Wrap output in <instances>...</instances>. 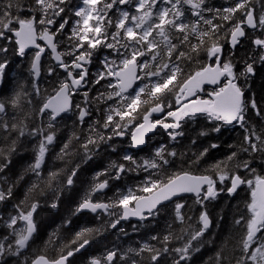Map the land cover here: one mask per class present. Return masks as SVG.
Masks as SVG:
<instances>
[{
    "label": "trees",
    "instance_id": "obj_1",
    "mask_svg": "<svg viewBox=\"0 0 264 264\" xmlns=\"http://www.w3.org/2000/svg\"><path fill=\"white\" fill-rule=\"evenodd\" d=\"M9 2L12 4L10 12L15 17H34L37 22L41 18L53 21L51 24L37 23L35 28L39 34L49 31L50 35L56 36L66 64L71 65L74 57L86 49L91 55L86 57V67L89 71L87 84L75 95L74 110L58 120H53L49 113L41 114L40 108L56 93L60 84L68 79L67 72L58 67L52 55L47 52L41 61V77L36 80L32 67L37 51L26 52L20 56L13 33L6 32L5 37L0 38V48L8 49L7 52L0 53V63H6L1 74L0 103L5 105V111L0 113V125H8L7 131L0 127V191L6 194L5 199L0 200V244L5 247L4 254L0 256V264H32L39 256L52 261L66 256L69 251L73 253L69 264H93V261H99L100 264H174L180 255L174 249L183 248L189 242L188 256L181 260L180 264H252L250 260H245L247 254L243 249L246 225L251 216L248 205L251 203L252 188L244 184L233 196H229L227 190L234 175L252 180L253 183L257 177L264 178V61L260 60L262 49L253 43L257 38L264 39V28L258 27L254 32H247L246 40L235 51L230 49V39L234 25L246 20V11L251 10L258 22L260 16L264 15V0H247L245 8L238 9L234 14L225 13L223 9L235 7L238 0H203L200 17L193 15L190 6L181 0L179 7L184 15L180 20L190 25L199 22L198 31L211 28V25L205 23L207 20L219 27L211 32L210 37L204 38V43L198 45L194 34L190 35L187 41H183L181 37L185 35L184 32H170L169 37L176 45L170 58L164 57L161 38L155 31L152 33L149 40H157V51H160L161 55L157 56L156 61L151 60L153 53L149 51L137 56L136 61L139 64L148 63V67L141 68L138 86L140 88L148 84L150 87L160 79L158 76L147 74L159 67L162 57L169 63V67L173 63L178 64L181 72L177 73L176 80L169 86V90L158 93L159 102L164 105L167 113L177 110L176 86L182 85L184 80L197 71L215 64V58L208 53L211 44H216L222 49V65L227 62L233 66L237 77L235 83L242 88L244 101L248 106L243 127L239 123L225 124L223 121L211 120L206 114L195 115V118L186 117L178 129L183 131V136L172 140L168 135L172 130L161 128L148 140L147 147L140 151L131 148L132 133L142 123L146 110L158 102L148 98V88L140 94V100L147 99L148 103L140 104L138 111L132 113L134 119L126 118L120 121L121 127L118 131L123 133L122 138L114 134L112 127L119 121V117H114L107 128L103 127L106 116L113 107L120 106L123 110L129 103L128 100L114 95L111 99L108 98L117 88L109 87L115 83V79L114 76L107 75L108 68L105 65L115 71L117 66L122 67L123 59L130 58L132 49L126 47L129 41L124 39V31L117 28V22L122 18L121 13L127 11L129 20L125 27L132 23L131 17L139 15L136 12L137 0H127L125 4L116 0L110 9L104 5L111 0H97L96 9L105 16L102 32L96 37L101 42L95 48H90L87 41H84V46L79 49L75 47L79 41L73 35V30L80 35L84 34L83 16L75 15L84 5L83 0H64L62 4L56 0L64 9L59 15H53L52 9L48 10L47 15L42 14L35 0H0V10ZM162 6L169 5L156 4L153 17L145 27L156 19ZM224 15H229L230 19L223 20ZM65 21L67 22L64 23ZM108 21H111V24ZM96 23L95 19H91L89 26ZM61 24L64 25L62 29ZM11 27L16 29L19 26L13 21ZM117 31L120 35L113 40L112 36ZM93 35L89 33L90 38ZM106 43L113 44L114 47H105ZM131 43L135 44V41ZM191 45H197V49L193 51ZM144 47L146 48V45ZM181 52L184 55L177 60ZM249 63L253 65L254 74L242 76L241 73L245 72ZM50 69L53 70L51 74ZM101 73L105 74L104 79L96 83ZM164 74L166 73H162ZM214 92L206 90L204 97H210ZM84 93H87V96ZM134 95L135 92L127 97ZM253 99L256 109L250 106ZM83 108L88 111V117L81 121L79 114ZM49 124L52 127H49ZM216 127L220 129L218 132L214 131ZM35 129H42V133L33 135ZM21 130L24 132L23 136L20 135ZM49 134H53V141L51 144H45L46 151L40 169L33 170L40 145ZM100 136L105 139H99ZM246 136L256 143L258 150L251 149ZM257 137L259 139H256ZM89 138L96 142L88 144L85 149L83 145ZM64 145H67V148ZM162 146L165 148L163 154L169 163H161L157 169L146 170L143 162H159L155 153ZM168 151H175L177 156H167ZM125 155L132 156L135 163L125 160ZM121 164L125 170L118 173L117 166ZM73 170V183L68 185L67 179ZM37 171L40 175H37ZM183 173L211 177L216 181L217 195L206 200L183 197L165 205L156 215L147 217L141 223H119L115 228L111 227V222L119 217L122 209L119 206H113L107 213L98 215L77 211L85 199L115 205L130 190L134 195L145 196L150 192L145 193L140 189L146 181L166 183L173 176ZM221 175L226 177L223 183L219 182ZM105 181L106 191L95 194V186ZM160 187L162 184L152 191ZM177 203L183 204L180 208L182 222L176 216ZM21 212L32 213L34 231L26 247L20 249L19 254H15V241L22 232L17 234L16 230L21 225ZM203 212L207 213L211 228L192 240L191 237L203 226L200 220ZM13 217L19 221L18 225L9 227ZM241 217V223L237 224L236 220ZM88 229L91 231H86ZM81 232L84 233L83 236L78 235ZM154 236L157 239H153ZM165 236L169 237L167 242L164 241ZM85 240L88 241V248L81 254H76L77 248H80L79 245ZM145 244L152 251L145 249L140 252L139 249ZM260 244H264V230L255 236L252 248ZM165 247L168 252L162 251ZM111 252H115V256L108 261L107 256ZM157 252L160 253L158 259L153 261L152 256Z\"/></svg>",
    "mask_w": 264,
    "mask_h": 264
},
{
    "label": "snow or ice",
    "instance_id": "obj_2",
    "mask_svg": "<svg viewBox=\"0 0 264 264\" xmlns=\"http://www.w3.org/2000/svg\"><path fill=\"white\" fill-rule=\"evenodd\" d=\"M63 2L64 0H59L60 4H62ZM35 3L40 6V11L44 15H47L49 9L53 10V15H59L64 11V9L61 8L58 3H56V0H51V2H49V0H35ZM83 3L95 7V5L97 4V0H83ZM114 3H116V0H111V2L105 4L104 7L110 9L112 8ZM119 3L125 4L127 3V0H119ZM157 3H160L161 5H169L170 7L162 6L157 12L156 19L152 20V22L148 23V26L145 27L144 25L152 19L153 9L155 8V5ZM180 3L181 0H138V3L136 4V12H138L139 15H133L131 17L132 23L129 26L125 27L126 22L129 20V13L127 11L121 13L122 18L117 22V28L124 31V39L129 41V44L126 45V47L131 48L132 51L130 54V58L123 59L122 67L117 66L115 71L109 65H105V67L108 68L107 75L115 76L117 79L116 83L109 85V87L117 88V91L115 93L109 94L108 98L111 99L114 95L117 97H121L122 100H128L129 103L123 107V110L120 106L113 107L110 110L109 114L106 116L103 127L107 128L109 124L112 123L114 117H119V121L112 125V127L114 134L122 135L123 133L118 131V129H120L121 127L120 121H124L126 118L134 119V117H132V113L138 111L140 104L148 103L147 99L143 101L140 100V94L143 93L146 88H148V98H152L158 101L149 110H146L145 114H143V122L136 128V133H138L139 135L134 133L132 136L133 146L143 144L145 133L152 131L157 125L162 126L165 130L171 129L172 131H170L168 135L172 140H176L178 136L184 135L183 131H178V129L181 127L180 121L186 117L195 118V115L197 113L206 114L209 119L215 121H223V123L225 124H232L233 122H237L242 127L244 126L245 111L248 105H246L245 101L243 100V90L235 83L237 77L233 72V66L227 62L223 65L220 64V58L218 54L221 52V49L216 44H211L208 49L209 55L216 56L217 58L215 66L205 67L202 71H197L194 75L184 80L182 82V85L176 86V101L180 105V107L176 111H169L167 113L168 116L174 118V121L172 123H165L163 120H149V117L153 112L163 110L164 105L159 102L160 97L158 96V93L162 94L165 90H169V86L172 85L177 78V73L181 72V68L178 66V64L173 63V65L169 67V63L164 59V57L170 58L173 49L176 47V45L172 43L169 37V33L172 31L184 32L185 35L181 37V40L183 41H187L189 36L194 34L197 37L198 45L204 43V38L210 37L211 32L219 27V25L212 24L211 20H207L205 21V23L211 25V28L198 31L199 22L190 25L189 23L180 20V17L184 15L183 11L179 7ZM183 3L190 6L193 15L198 17L201 16L200 9L203 0H183ZM246 3L247 0H238V3L235 5V7L225 8L223 9V12L234 14L238 9L245 8ZM11 8L12 4L11 2H9L3 10H0V38H4L6 32L13 33L17 38L16 43L19 45L18 54L20 56L24 55L25 48L29 45H34L35 47L39 48L40 51L35 54L33 63L34 75L38 76L39 71L37 69V64L40 60V53L43 51V48H40L39 45L35 44V25L37 23L51 24L53 23V21L51 19L45 20L44 18H41L37 22L34 17L29 19H21L19 17L13 16V14L10 12ZM91 12L92 9H88L87 12L84 9H80L75 13L76 16H83L84 33L83 35H80V33L75 31V29L73 30V35L76 36L79 41V43L75 45L76 49L83 47L84 41H87L90 48H95L97 44L101 42L96 37H98L102 32V21L104 20L105 16L103 14L97 13V15L94 17L97 21L96 25L89 26V20L93 19ZM244 15L246 17V20L234 25L233 30L231 31V43L233 47H235L236 44L239 43L238 38L245 35L242 24L247 23L249 27L254 29L258 27L264 28V15L260 16L258 22L256 21V19H254L251 10L246 11ZM222 19L227 21L230 19V16L224 15ZM13 21L18 24V28L14 29L11 27ZM66 22L67 21H65L64 23ZM108 23L111 24V21H108ZM63 26L64 25L61 24L60 28L62 29ZM137 29H139V31H137ZM154 31L157 33V36L161 38L160 43L164 45V48L162 49L164 57L161 58L159 67L151 73H148L147 75L158 76L160 77V79L153 82L150 87L148 84L141 86L132 97L122 96V93L127 90L132 80L140 78L135 74V68L137 67V56L143 55L145 51H149L153 53L151 56V60L156 61L157 56L161 55V52L157 51L159 46L157 40L155 38L149 40V37L152 36V33ZM89 33H92L94 35L90 38ZM119 35L120 32L117 31L113 34L112 39L115 40ZM41 38L47 40L48 44L52 46V52L55 53L56 48L55 45L52 44V35H49L47 31H43L41 33ZM132 41H135V44H132ZM253 43L254 45L259 46L262 49L260 60L264 61V39L257 38L253 41ZM145 45L146 48L144 47ZM197 45H191L193 51L197 49ZM105 47L112 48L114 47V45L106 43ZM7 51V48H0V53H4ZM90 55L91 53L86 49L83 53H80L79 55H76L74 57V61L71 65L64 64L61 60V56L59 54L56 55V60L60 62V66L63 67L68 73V79L60 84L59 88L56 91V95L51 97L46 103L42 105V107L40 108L41 114L46 109H50L51 118L54 119L55 116L60 112L66 111L68 109V97L71 91H73L76 86H79L81 84V81H83L84 77L87 75V70L83 68L82 63L80 62H87L86 57H89ZM183 55L184 53H179L177 60ZM5 66L6 63H0V74L3 73ZM69 67L81 68L83 70L78 74V78H73L72 73L68 71ZM139 67L146 68L148 67V63L142 62ZM52 71L53 70L50 69L49 74H51ZM162 73L166 74L162 75ZM245 74H254V68L251 63L247 64L245 72L241 73L242 76ZM104 75V73H101L99 78L96 80V83H99L100 79H104ZM221 76L228 77V80L224 86L220 87L219 90L214 92V99H188L189 96L195 95L196 91L200 90V86L203 83L208 82L215 84L219 81V78ZM70 84L72 86L71 88ZM36 91L37 93H39L38 88L36 89ZM84 95L87 96V93H84ZM182 99L188 100V102L182 103ZM250 106L253 109L257 108L254 99L250 102ZM4 111L5 105L3 103H0V113H4ZM257 114H259L258 109ZM86 115H88L87 111L82 109L79 114V119L83 121ZM0 127H3L5 131L8 130L7 124L0 125ZM49 127H52V125L49 124ZM219 130V127L214 128V131L218 132ZM37 133H42V129H35L33 130L32 134L35 135ZM20 135H24L23 130L20 131ZM53 138V134H49L44 137V140L39 148V156L37 158V161L32 166L33 170L40 169L41 162L43 161L46 151L45 144H51ZM99 139L103 140L105 138L103 136H100ZM108 139H111V137H108ZM245 139L248 141L252 150H258L256 143L253 142L250 137L246 136ZM256 139H259V137H257ZM95 142L96 141L94 139L89 138L87 143L83 146L85 147V149H87L88 144H94ZM64 147L67 148V145H64ZM212 147H216V145H212ZM164 152L165 148L163 146L157 149L155 155L159 158V162H157V160L144 161L143 166L145 167V169H157L161 166V163L165 165L168 164L169 160L165 158V155L163 154ZM201 155H203V153ZM167 156L175 157L177 156V153L175 151H168ZM124 159L135 163L132 156L130 155H125ZM246 166L247 165H245V167ZM117 167L118 173L125 170L122 164ZM37 175H40L38 171ZM72 176H75V170L72 171L71 175L67 179L68 185H71L73 183ZM225 178L226 177L224 175H221L219 177V182L223 183ZM215 183L216 181H214L209 176H194L188 173L175 175L166 183H163L161 181L148 180L146 181L145 186L140 189L142 192H151L152 189L157 188L162 184V187L159 188V191L152 197L137 196L134 195L130 190L128 194H125L122 198H120L115 205L102 202L93 203L90 199H85L84 202L79 206L77 211L81 209H89L95 213L98 209H101L104 210V212H107L109 208L113 206H119L123 209V211L120 213L119 217L116 220L111 222V227L115 228L116 225L120 223L121 219H126L130 215L140 216L141 219H144V217L141 215L144 209H147L150 214L156 215L157 212L153 210L156 209L158 204H160L164 200L170 199L171 197L179 193L194 192L199 198L201 186L204 184H207L208 187L205 191L203 199L206 200L209 197L214 198L217 195V193L214 191ZM242 184H247L249 188H252L251 203L248 205V210L251 213V216L247 221V233L243 240V249L247 254L245 260H250L252 264H264V244H260L259 246L252 248L256 233L258 231L264 230V178L257 177L255 180V186L253 187L252 180H245L242 179L239 175H234L231 178V187L227 190L228 193H234L236 189ZM106 186V181L99 183L95 186L94 191H99ZM5 195L6 194L4 192L0 191V200L5 199ZM8 195H10V191L8 192ZM131 201H136L135 208H129V203ZM52 206L55 207V204H53ZM182 207L183 204H176V216L181 222L183 221V216L180 213V208ZM32 210H35V205H33ZM31 216V212L27 214H24L23 212L20 213L19 218L27 221V228L23 230L21 234H19L18 238L15 241V244L17 246L15 254H19V250L26 247L27 241L34 231V225L32 223ZM242 219L243 217L237 219L236 223H241ZM200 220L202 221L203 226L191 237L192 240H195L197 237L202 236L204 230H206L210 226L211 222L206 212H203L201 214ZM16 221L17 218L13 217L8 226L12 227L16 224ZM86 231L91 230L88 229ZM83 234L84 233L81 232L78 235L83 236ZM153 239H157V237L154 236ZM168 239V236L164 237L165 242H167ZM87 242L88 241L85 240L82 244L79 245V247H83ZM189 247L190 242L183 248L174 249L175 252L180 254L179 259H177L174 264H180L181 260H185L187 258ZM250 248H252L251 252H249ZM145 249L152 251V249H150L147 244H145L143 248L139 249V251L142 252ZM78 250L79 248H77V251ZM162 251L168 252V248L165 247ZM4 252L5 247L3 244H0V256H2ZM72 254L73 253L69 251L66 256H61L58 259L52 261H49L44 256H39L33 261V264H65L68 256H71ZM159 254L160 253L157 252L155 255H153L152 260H157ZM114 256L115 252L109 253L107 256V260L111 261ZM93 264H99V261H93Z\"/></svg>",
    "mask_w": 264,
    "mask_h": 264
},
{
    "label": "water",
    "instance_id": "obj_3",
    "mask_svg": "<svg viewBox=\"0 0 264 264\" xmlns=\"http://www.w3.org/2000/svg\"><path fill=\"white\" fill-rule=\"evenodd\" d=\"M252 14H253V13H252ZM253 17H254V15H253ZM254 19H255V17H254ZM242 27H243V26H242ZM246 27H247L250 31H255V30L257 29V28L254 29V28L249 27V26L247 25V23H246ZM243 30H244V28H243ZM244 32H245V31H244ZM52 37H53V36H52ZM245 38H246V33H245V35H244L243 37H239V38H238V39H239V43H237L235 47L232 46V43H231V41H230V47H231V49H232V50H235L236 47H238V46L240 45L241 41H243ZM38 40H39V37H38V35H37V33H36V39H35V44H36V45H38ZM52 44L55 45V48H56L55 53L52 52V46L49 45L48 42L46 41V46H47V48L49 49V51L52 53L53 60L55 61V63H56L57 65L60 66V62L57 61L56 58H55L57 54L60 55V53H59V49H58V47L56 46V39H55V37H53V39H52ZM18 46H19V45H18ZM32 50H40V49L37 48V47H35L34 45H29L28 47L25 48V51H24V52H26V51H32ZM45 52H46L45 49H43V51L40 53V60H39V62H38V64H37V69H38V71H39V75H38V76L35 75V78H36L37 80H39V78H40V76H41V69H40V68H41V59H42L43 55L45 54ZM220 54H222V51L220 52ZM60 56H61V55H60ZM61 60L63 61L62 56H61ZM63 63H64V61H63ZM136 65H137V63H136ZM33 73H34V71H33ZM135 74H136V76L138 77V75H139V67H138V65H137V67L135 68ZM72 77H73V76H72ZM225 77H226V76H221V77L219 78V81H218L217 83H215V84L208 83V82L203 83V84L200 86V90L196 91L195 95H196L197 93L202 92L203 89H204L205 87L216 88L218 85L221 84L222 80H224ZM73 78H74V77H73ZM136 84H137V79L132 80L130 86L127 88V90H126L125 92H123V94H128L129 92L133 91L134 88H135V86H136ZM81 85H82V81H81V84H80L79 86H76V87L74 88V91L77 92V91L79 90V88H80ZM0 89H1V76H0ZM70 94H71V93H70ZM195 95H191V96H189L188 99H189V100H192V98H193ZM54 96H55V95H54ZM243 100H244V95H243ZM187 102H188V100H183V99H182V103H187ZM72 105H73V100H72L71 96L69 95V97H68V109H67L66 111L60 112L58 115H56L55 118H54V120H57V119L61 118L62 116L66 115L69 111H71V109H72ZM178 106H180V105L178 104ZM45 111L51 113V110H50V109H46ZM154 115H155L156 117H159V118H160V117H162V116L164 115V112H163V110H162V111H158V112H153V113L151 114V116L149 117V120H150V121H152L151 118H152ZM84 118H85V117H84ZM83 120H84V119H83ZM233 123H236V122H233ZM233 123H232V124H233ZM156 130H157V126H156L152 131H149V132L145 133V135H144V143L141 144V145H138V146H133V149H135V150H140V149L144 148V147L146 146V140H147V138L150 137V136H151ZM141 131H143V130H141ZM135 133H136V131H135ZM136 134L139 135L138 133H136ZM132 144H133V140H132ZM190 175H191V174H190ZM194 176H196V175H194ZM242 186H243V184L240 185V186L236 189V191H235L234 193H231V194L228 193V194H229V195H234V194H236V193L242 188ZM207 187H208L207 184H204V185L201 186V189H200V197H202V196L204 195V191L207 189ZM158 191H159V189H157L156 191H154L153 193H151V194H149V195H147V196H145V197H152V196H154ZM99 192H103V189H101V190H99V191H96V193H99ZM183 196H194L195 198H198L197 195H196V193H194V192L179 193V194H177V195L171 197V198L168 199V200H164V201H162L160 204L157 205L156 209H154L153 211H158V210H159L160 208H162L164 205H166V204H168V203H172V202H174L175 200H177V199H179V198H181V197H183ZM200 197H199V198H200ZM135 205H136V202L134 203V205H133L132 207L129 206V208H130V209H131V208H135ZM79 211H80L81 213H92V214H98V213H100V212H104V210H101V209H98L95 213L92 212V211L89 210V209H81V210H79ZM122 211H123V209H122ZM149 214H150V212H149L147 209H144V210L142 211V213H141V215H142L144 218H145L146 215H149ZM142 220H143V219H141L140 216H133V215H130V216H129L128 218H126V219H121V222H128V221H132V222H141ZM210 228H211V223H210V226L207 228V230H209ZM87 248H88V245H87V244L84 245L83 247H80L79 250L76 251V254H81V253L84 252ZM71 257H72V255H71V256H68L67 260L65 261V264H68V262H69V260L71 259ZM49 261H50V260H49ZM32 264H33V263H32Z\"/></svg>",
    "mask_w": 264,
    "mask_h": 264
},
{
    "label": "rangeland",
    "instance_id": "obj_4",
    "mask_svg": "<svg viewBox=\"0 0 264 264\" xmlns=\"http://www.w3.org/2000/svg\"><path fill=\"white\" fill-rule=\"evenodd\" d=\"M137 3H138V0H137ZM88 9H92V12H91V15H92V13L93 12H95V10H96V5H95V7H93L92 5H86V8H85V11L87 12V10ZM93 17V16H92ZM81 63V62H80ZM86 64L88 63V62H85ZM83 70V69H82ZM86 77L87 76H85L84 77V80L86 79ZM145 186V185H144ZM255 186V182L253 183V187ZM133 193V192H132ZM131 203V202H130ZM130 203H129V205H130ZM18 220L16 221V224L15 225H13L12 227H16L17 225H18ZM20 223H21V225L19 226V228L18 229H16L18 232H17V234H19L20 232L19 231H23V230H25L26 228H27V221H25V220H23V219H21L20 220ZM26 234V233H25Z\"/></svg>",
    "mask_w": 264,
    "mask_h": 264
},
{
    "label": "flooded vegetation",
    "instance_id": "obj_5",
    "mask_svg": "<svg viewBox=\"0 0 264 264\" xmlns=\"http://www.w3.org/2000/svg\"><path fill=\"white\" fill-rule=\"evenodd\" d=\"M96 15H97V13H96ZM47 33L49 34L50 32L47 31ZM39 35H40V37H41V34H39ZM45 41H46V39H42V41H40L42 47L45 46ZM70 69H71V67H70ZM70 72H71V71H70ZM67 74H68V73H67ZM78 93H79V92H77V93H73V94H72L73 105H74V100H75L74 97H75V95L78 94ZM197 98H199V97H197ZM83 109L86 110L85 108H83ZM73 110H74V106L72 107L71 111H73ZM86 111H87V110H86ZM87 113H88V111H87ZM87 116H88V115L85 116V119L87 118ZM162 120H163V121L165 120V123H172V122H173L171 116H170L169 118H167V117H166V118H163Z\"/></svg>",
    "mask_w": 264,
    "mask_h": 264
}]
</instances>
